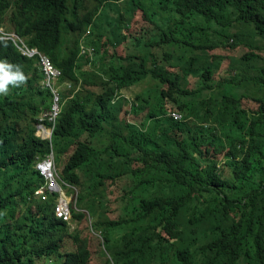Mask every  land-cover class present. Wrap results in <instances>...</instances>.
Wrapping results in <instances>:
<instances>
[{"label": "trees", "instance_id": "trees-1", "mask_svg": "<svg viewBox=\"0 0 264 264\" xmlns=\"http://www.w3.org/2000/svg\"><path fill=\"white\" fill-rule=\"evenodd\" d=\"M93 1L0 0V28L22 40L0 38V63L24 76L0 93V264L92 261L52 198L31 199L34 156L50 151L34 133L51 94L23 47L73 87L51 149L77 209L104 192L105 219L90 224L101 264H264V0H129L139 22L123 41L136 52L124 55L99 33L125 24L118 0ZM146 78L155 88L115 118L119 93ZM67 237L77 249L64 253Z\"/></svg>", "mask_w": 264, "mask_h": 264}, {"label": "clouds", "instance_id": "clouds-1", "mask_svg": "<svg viewBox=\"0 0 264 264\" xmlns=\"http://www.w3.org/2000/svg\"><path fill=\"white\" fill-rule=\"evenodd\" d=\"M0 34L3 35L0 38H12L16 41H22L15 39L17 37L15 33H8L1 28ZM21 49V52L24 55L29 57L38 56L40 66L44 74V81L42 82L43 89L48 90L51 94L50 106L40 114L39 123L37 124V129L34 133V140L39 144H41L42 141L49 142L50 151L46 155L40 156L41 150L37 149L38 152L34 156L33 169L37 172L39 177H41V182L33 190L31 199L35 198L40 202H45L52 198L54 213V208L59 199L65 200L66 193L73 194L74 196L72 198V202L71 199L68 201L65 200V202L69 205L70 219L68 221H63L62 219L57 218L54 214L55 218L70 224L71 211L77 210L82 212V209H74V206L76 207L75 203L77 197L76 192L74 191L75 189L73 188L74 192H70L69 190L71 189V186L61 178L60 170L59 168L57 169L56 166L58 163L55 162V156L51 149V142L54 128L63 111V94L70 97L72 95L70 93L71 91L67 90H71L73 87L70 83L61 82L63 76L62 71L53 64L47 55L43 54L38 49H31L29 47H23ZM90 51L93 52V48L90 49ZM83 53H85V51H83ZM23 80L24 76L19 71L12 72L10 65L0 63V93H6L7 86L10 83L16 84L17 82H22ZM64 87L66 88L65 90H63Z\"/></svg>", "mask_w": 264, "mask_h": 264}, {"label": "rangeland", "instance_id": "rangeland-1", "mask_svg": "<svg viewBox=\"0 0 264 264\" xmlns=\"http://www.w3.org/2000/svg\"><path fill=\"white\" fill-rule=\"evenodd\" d=\"M85 4L88 6V8L90 7H94L95 6V2L93 0H84ZM124 1V2H123ZM127 1L129 0H118L117 3L119 5V7L122 9L124 16L126 18V22L125 24H123L120 28L117 30V32H111V30H109V27L106 25L104 26L105 29H101L99 31V33L102 32V30L104 32L107 33V36L111 39L112 45L113 47L116 48V51L119 55H124L125 53H135L136 49L135 47L131 44V42H126V45H123V41H124V34L126 33V28L129 27L130 29L133 28L134 24L139 22V15H135L134 11L135 8L133 10H131V6L130 4H127ZM122 3V4H121ZM109 14L112 15V17L116 14L115 11L110 10ZM137 27V26H136ZM128 28V29H129ZM138 28V27H137ZM146 28V27H145ZM2 30H4V28H1ZM11 34H14V32H10ZM88 34V32H87ZM93 35L95 37V34L97 35V32L91 33L89 35ZM143 34V30H140L139 33L134 34L137 36H141ZM15 39H19L21 40V38L17 35V37ZM259 41L264 42V40L259 39ZM159 52V54H162L161 50H157ZM103 80L101 79V82ZM157 84L156 81L151 80L150 78H146V80L144 82H142L141 84L131 87L130 89H124L119 93V96L117 98V101L115 103V106L113 107V111L111 112L112 114L114 113L115 118H119L121 115V108H128L130 103L133 101V99L135 98V95L146 91V90H150V89H154L155 85ZM66 88L64 87L63 90H65ZM57 169L60 167L59 164H56ZM73 194L69 193L65 195V200L68 201L69 199H71L72 202V198H73ZM96 198H92L88 203H87V208L82 209V212L84 213L85 217L81 220V221H71L69 226V233L72 234V236H74L75 234H80L82 239H86L87 240V246L91 253L90 258L92 259V261L90 262V264H101L102 262V256L101 258H99V250L102 248L101 244V239L100 236L97 232H95L94 230L91 231L90 230V224H92L94 221H101L105 219V216L103 214V210L102 208H99L96 206V202L97 201H104V192L99 191L95 194ZM110 198L108 197V200ZM74 209H77L74 206ZM77 211V210H76ZM91 231V232H90ZM77 249V245L73 242L71 237H67L66 240L64 241V249L63 252H70V251H74ZM51 261H47V264H50Z\"/></svg>", "mask_w": 264, "mask_h": 264}, {"label": "built area", "instance_id": "built-area-1", "mask_svg": "<svg viewBox=\"0 0 264 264\" xmlns=\"http://www.w3.org/2000/svg\"><path fill=\"white\" fill-rule=\"evenodd\" d=\"M171 116L174 119H179V116L176 114H172ZM54 214L57 218L62 219L63 221H68L70 219L69 205L64 199H59L54 208Z\"/></svg>", "mask_w": 264, "mask_h": 264}, {"label": "bare ground", "instance_id": "bare-ground-1", "mask_svg": "<svg viewBox=\"0 0 264 264\" xmlns=\"http://www.w3.org/2000/svg\"><path fill=\"white\" fill-rule=\"evenodd\" d=\"M208 1V0H207ZM254 1V0H253ZM124 2V1H123ZM203 2V1H202ZM205 2V1H204ZM122 4V3H121ZM196 4V3H195ZM206 4V3H205ZM186 5V4H185ZM189 5V4H188ZM191 5V4H190ZM189 5V6H190ZM249 5V4H248ZM174 6V5H173ZM176 7H178V6H176ZM186 7V6H185ZM183 8V7H182ZM189 8V7H188ZM194 9V8H193ZM196 9V8H195ZM245 9V8H244ZM176 10V9H175ZM176 12V11H175ZM213 12V11H212ZM65 13V12H64ZM210 13V12H209ZM181 15V14H180ZM217 15V14H216ZM246 15V14H245ZM249 17V16H248ZM210 18V17H209ZM213 18V17H212ZM241 18V17H240ZM216 19V18H215ZM241 20V19H240ZM216 21H217V19H216ZM219 21H220V19H219ZM218 25V24H217ZM220 26V25H219ZM168 42V41H167ZM104 50V49H103ZM107 50V49H106ZM110 53H112V52H110ZM100 54V53H99ZM63 55V54H62ZM171 58V57H170ZM172 59V58H171ZM101 60V59H100ZM59 61V60H58ZM219 61H221V60H219ZM19 62V61H18ZM226 64V63H225ZM229 64V63H228ZM215 66V65H214ZM213 66V67H214ZM75 67V66H74ZM216 67V66H215ZM226 67V66H225ZM106 68V67H105ZM219 68V67H218ZM62 69V68H61ZM105 71V70H104ZM117 71V70H116ZM119 72V71H118ZM117 72V73H118ZM252 73V72H251ZM263 73V72H262ZM109 74H111V73H109ZM246 74H248V73H246ZM263 75V74H262ZM108 77V76H107ZM118 77V76H117ZM107 79V78H106ZM254 83H255V81H254ZM259 83H261V82H259ZM124 85V84H123ZM248 85V84H247ZM116 86V85H115ZM255 86V85H254ZM252 87V86H251ZM222 89V88H221ZM237 89V88H236ZM259 90H260V88H259ZM256 93V92H255ZM254 93V94H255ZM257 94V93H256ZM255 94V95H256ZM263 98V97H262ZM212 101V100H211ZM209 102V101H208ZM217 102V101H216ZM208 104V103H207ZM218 104V103H217ZM247 104V103H246ZM209 105V104H208ZM223 107V106H222ZM224 108V107H223ZM75 129V128H74ZM75 131V130H74ZM59 153V152H58ZM255 157H257V156H255ZM255 165V164H254ZM256 166V165H255ZM258 170V169H257ZM211 199V198H210ZM261 209V208H260ZM203 216V215H202ZM205 217V216H204ZM41 262H43V261H41Z\"/></svg>", "mask_w": 264, "mask_h": 264}]
</instances>
